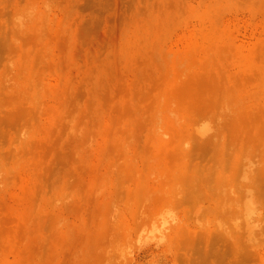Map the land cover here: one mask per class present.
I'll return each instance as SVG.
<instances>
[{"label":"rangeland","instance_id":"1","mask_svg":"<svg viewBox=\"0 0 264 264\" xmlns=\"http://www.w3.org/2000/svg\"><path fill=\"white\" fill-rule=\"evenodd\" d=\"M0 264H264V0H0Z\"/></svg>","mask_w":264,"mask_h":264}]
</instances>
